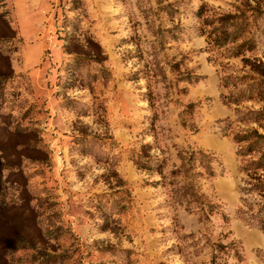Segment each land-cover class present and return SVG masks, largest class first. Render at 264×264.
Wrapping results in <instances>:
<instances>
[{"label": "rangeland", "instance_id": "obj_1", "mask_svg": "<svg viewBox=\"0 0 264 264\" xmlns=\"http://www.w3.org/2000/svg\"><path fill=\"white\" fill-rule=\"evenodd\" d=\"M258 166L264 0H0V264H264Z\"/></svg>", "mask_w": 264, "mask_h": 264}, {"label": "trees", "instance_id": "obj_2", "mask_svg": "<svg viewBox=\"0 0 264 264\" xmlns=\"http://www.w3.org/2000/svg\"><path fill=\"white\" fill-rule=\"evenodd\" d=\"M235 39H236L235 37H232L231 41H234ZM243 139H245V138H238L237 137V141H242ZM251 147H252V145L249 146V149H250L249 151H252ZM135 164L137 165V167H139V169H144V170L149 169L146 166H143V165L139 164L138 162H135ZM263 167L264 166H258L257 169H262ZM248 169L249 168H245V171H249ZM253 180H256V178H253ZM261 187L262 186H259V187L257 186L255 189L257 190V192H261L262 191L264 193V190H261Z\"/></svg>", "mask_w": 264, "mask_h": 264}]
</instances>
